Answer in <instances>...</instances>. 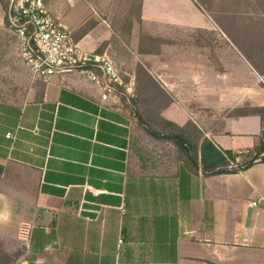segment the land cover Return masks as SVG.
<instances>
[{"label": "crops", "instance_id": "1", "mask_svg": "<svg viewBox=\"0 0 264 264\" xmlns=\"http://www.w3.org/2000/svg\"><path fill=\"white\" fill-rule=\"evenodd\" d=\"M226 1L206 7L210 13L203 8L207 22L187 21L191 43L172 45L178 55L169 60L158 57L162 48L153 68L170 102L165 118L191 119L217 146L242 152L258 143L261 119L224 111L264 106V0ZM45 2L73 34L96 14L86 0ZM113 33L100 16L76 40L100 55ZM23 65L31 82L25 98L0 101V238L11 239L2 240L7 251L23 248V220L33 225L29 257L47 264H241L239 250H264V162L211 176L178 161L164 170L163 144L148 157L130 110L116 100V86L125 75L132 86V74L116 64L114 81L100 63L86 61L33 80Z\"/></svg>", "mask_w": 264, "mask_h": 264}, {"label": "rangeland", "instance_id": "2", "mask_svg": "<svg viewBox=\"0 0 264 264\" xmlns=\"http://www.w3.org/2000/svg\"><path fill=\"white\" fill-rule=\"evenodd\" d=\"M86 1L96 11V14L92 17L97 20L100 16L107 19L112 28L111 22L118 15L120 0ZM205 1H207V6ZM242 1L227 0L226 2L229 6L240 4ZM123 4H121L120 10L126 6ZM209 6L214 9L218 8L216 0H145L143 6V29L153 35H157L160 38L157 41L158 43L143 41L140 44L138 35L140 23L137 19H134L130 35L127 36V31L122 34L113 33L104 49L107 50L108 47V50L104 53L114 64L116 63L120 67L122 74L125 75V71H127L135 77V83L132 86L126 85L128 79H126V75L123 77L122 84L115 88V93L118 95L116 100H119L120 104L125 106V109L130 110L132 118L139 127L140 140L143 139L146 142L148 157L153 155L154 152L161 150L159 142L163 144L164 170L170 171L175 166L178 155L174 143L155 138L146 130L148 126L161 128L160 109L167 102L166 92L163 91L155 79L153 68L154 58L157 56L155 50L163 45L164 52L158 57L167 60L171 59L172 56L178 55L170 52L172 45L185 46L191 43L188 34L193 29L192 26L188 25L187 21L199 19L201 22H207L208 19L203 8L207 12ZM4 16L5 12L0 7V101H21L25 98V93L31 82L28 78L29 74H27L28 69L23 65L19 55L17 36H15L16 34L14 35L13 30L8 25H5ZM139 49L152 52L141 53ZM147 70L150 71L153 77L147 75ZM251 82H254V80ZM243 152L242 158L244 159H248L254 153L253 151ZM0 240L11 239L0 238ZM239 251L242 253L241 264H264V250L242 249Z\"/></svg>", "mask_w": 264, "mask_h": 264}, {"label": "trees", "instance_id": "3", "mask_svg": "<svg viewBox=\"0 0 264 264\" xmlns=\"http://www.w3.org/2000/svg\"><path fill=\"white\" fill-rule=\"evenodd\" d=\"M143 1L144 0H120L118 15L114 17L111 22L112 28L115 34H122L127 31V36H129L132 31L134 19H137L140 23L138 33L140 44L143 41L156 43L160 38L149 31H144L143 29ZM0 4L5 11L4 21L7 26L10 22V17L14 15L13 7L10 0H0ZM121 4L126 5L122 10H120ZM97 22L98 20L94 17L88 19L75 32V39L87 33L97 24ZM107 44L108 41H104L97 51L103 52ZM162 46L155 50L156 54L161 53ZM139 52L150 53L152 51L139 49ZM258 72L264 74V69H258ZM147 75L153 77L149 70H147ZM163 91L166 92L164 89ZM169 103L170 102L167 101L160 109L159 116L161 120V128L158 129L148 126L146 130L155 138L168 140L174 143L178 155L177 161L183 169L188 170L190 173H202L205 176H211L222 173L239 172L249 168L257 162H264V106H251L246 103L243 106L224 111L226 115L232 117L258 115L261 119L259 141L253 148L247 151H253L254 153L249 156L248 159H244L242 158L243 151L235 152L232 149H225L217 146L191 119H188L184 124H178L165 118L161 112L164 111ZM23 251L24 250L21 246L14 251H7L4 248L3 241L0 240V264H11L16 262Z\"/></svg>", "mask_w": 264, "mask_h": 264}, {"label": "built area", "instance_id": "4", "mask_svg": "<svg viewBox=\"0 0 264 264\" xmlns=\"http://www.w3.org/2000/svg\"><path fill=\"white\" fill-rule=\"evenodd\" d=\"M10 1L14 15L10 17L8 27L17 35L20 56L34 77L47 78L50 74L71 69L78 62L95 61L101 64L105 73L114 81H120L114 62L105 53H85L73 32L50 12L45 0ZM7 135L16 139L15 132H8ZM251 203L256 205L257 201ZM32 233V223L21 221L17 237L24 253L11 264H47L42 258L32 260L29 257Z\"/></svg>", "mask_w": 264, "mask_h": 264}]
</instances>
